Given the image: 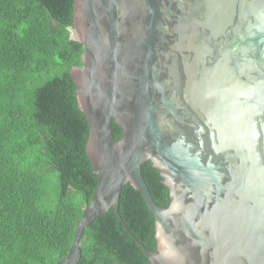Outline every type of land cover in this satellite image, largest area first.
Instances as JSON below:
<instances>
[{"label": "water", "instance_id": "obj_1", "mask_svg": "<svg viewBox=\"0 0 264 264\" xmlns=\"http://www.w3.org/2000/svg\"><path fill=\"white\" fill-rule=\"evenodd\" d=\"M71 33L97 183L55 264L79 261L85 227L110 208L151 264H264V0H74ZM148 160L167 207L143 178ZM127 182L153 214L156 250L118 212Z\"/></svg>", "mask_w": 264, "mask_h": 264}, {"label": "trees", "instance_id": "obj_2", "mask_svg": "<svg viewBox=\"0 0 264 264\" xmlns=\"http://www.w3.org/2000/svg\"><path fill=\"white\" fill-rule=\"evenodd\" d=\"M74 0H0V264H55L65 257L97 179L86 153L88 122L74 66L84 45L72 36ZM118 139L121 126L113 121ZM141 173L155 202L169 189L150 160ZM118 212L148 249L154 217L127 182ZM76 264H151L113 208L80 239Z\"/></svg>", "mask_w": 264, "mask_h": 264}, {"label": "flooded vegetation", "instance_id": "obj_3", "mask_svg": "<svg viewBox=\"0 0 264 264\" xmlns=\"http://www.w3.org/2000/svg\"><path fill=\"white\" fill-rule=\"evenodd\" d=\"M201 33H202L201 30H200V32L192 31V37H196L197 35H200ZM181 35H184V33H182Z\"/></svg>", "mask_w": 264, "mask_h": 264}]
</instances>
